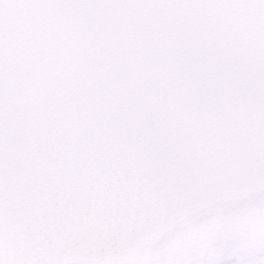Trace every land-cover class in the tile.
<instances>
[{"label": "rangeland", "instance_id": "374dc122", "mask_svg": "<svg viewBox=\"0 0 264 264\" xmlns=\"http://www.w3.org/2000/svg\"><path fill=\"white\" fill-rule=\"evenodd\" d=\"M122 264H264V187L175 224Z\"/></svg>", "mask_w": 264, "mask_h": 264}, {"label": "water", "instance_id": "95a60500", "mask_svg": "<svg viewBox=\"0 0 264 264\" xmlns=\"http://www.w3.org/2000/svg\"><path fill=\"white\" fill-rule=\"evenodd\" d=\"M145 40L143 35H139V39H137V41L141 42V44L144 46V44L142 43V41ZM140 56H143L142 53H138ZM160 70V69H158ZM170 71L168 70V67L165 66L163 71H156V75L148 80V85L141 87L142 83H138L135 85V88L138 89H142V92L144 91H148L150 90L154 85H158V86H163L164 84H167L166 86L170 87L172 86L171 81H170ZM139 92V93H142ZM133 95V94H132ZM137 99H141V97L135 95L132 97V101H137ZM191 122L194 120H190ZM195 124V121L194 123ZM223 140L220 138H218L217 143L215 145L213 144H209L207 146V151H206V159L209 162H216V152H219V150L221 149ZM224 160V158H222ZM219 163V162H218ZM225 164V166L223 164H221L220 169L222 170H227V172L229 174H223L220 175V177L215 179V182L213 185H209L206 188H204L203 193H207L206 196L209 197L207 198L204 202L202 203H198L196 205H193L186 213H182L179 215L174 216L171 220L167 221V223L165 225H163L159 231H157L155 234H153L152 236L149 237V239L146 241H151L153 239L156 238L157 235H159L160 233H162L163 231L166 230V228L173 224L177 219L180 218H184L185 216L191 215L197 211H199L200 209H202V207L212 204V203H221V202H226L229 200H233L235 198H243V197H248L250 195H253L254 193H256L264 184V179L261 181L256 182L253 186L252 184L255 182L251 181L250 183L247 184H242V182L246 181L247 179H249L251 176H245L242 179H239L238 176V172H236V170L238 171L239 169H244L245 171L240 172L239 174L244 175L245 172H248L249 174H256V172L258 171V168H256L255 166H251V165H243L245 162H241V165H238V163H233L230 160H224L223 162ZM219 180L221 182H219ZM251 186V187H250ZM214 190L212 193H208L210 191ZM149 193V198H151V200L153 201L155 199V193L154 190H147ZM151 210V212H149L146 216H153L150 217L146 220H144V228L148 229V230H155L158 228L159 222L162 221L160 220L161 217H159L160 214V210L153 208L152 206H150L149 208ZM167 212L169 211L168 207L166 206V208H164L161 212ZM144 216V217H146ZM122 220H126L127 222H130L131 224H134L131 222V219H128L125 216H121V218L118 220V222L122 223ZM118 225V224H117ZM149 227H152V229H149ZM140 233V231H138ZM133 234H135V238L138 236L135 231L133 232ZM145 242V243H146ZM1 247L4 246V244H0ZM141 245L140 242L136 243L135 245H131L126 246L124 245L123 247H116L113 249L112 246L110 245H106L104 250L102 251V254L108 255L110 254V252L113 250H115V252L113 253L114 256L107 258L106 260H103L104 258H102V260H91V259H86V261L88 262H92V263H97V264H105L108 262H119L120 260H126L127 258L130 257V255L136 251ZM89 253L88 252H84V256H88ZM83 259V258H82ZM72 261V259L69 257L67 258L65 261L61 262L60 264H66L67 262Z\"/></svg>", "mask_w": 264, "mask_h": 264}]
</instances>
